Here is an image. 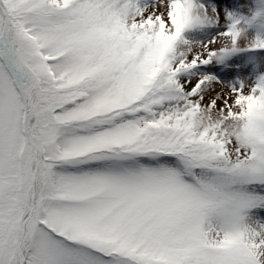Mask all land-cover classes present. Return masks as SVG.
Here are the masks:
<instances>
[{"label": "snow or ice", "instance_id": "obj_1", "mask_svg": "<svg viewBox=\"0 0 264 264\" xmlns=\"http://www.w3.org/2000/svg\"><path fill=\"white\" fill-rule=\"evenodd\" d=\"M200 22L193 0H0V264H264V77L179 82L240 43L237 20L189 60Z\"/></svg>", "mask_w": 264, "mask_h": 264}, {"label": "rangeland", "instance_id": "obj_2", "mask_svg": "<svg viewBox=\"0 0 264 264\" xmlns=\"http://www.w3.org/2000/svg\"><path fill=\"white\" fill-rule=\"evenodd\" d=\"M167 2L168 0H142V6L146 5L149 9L163 8ZM193 2L195 14L200 17L201 22L182 34L176 46L178 53H187L190 60L210 41L214 39L219 41L220 34L229 30V22L238 16L243 17L237 18L240 21L237 25L241 30L240 43L235 46V50L218 55L207 64H197L196 67L179 73L178 81L181 83L186 80L195 82L203 76L214 77L213 88L217 91L221 85L240 87L241 84H254V73L250 69L249 62L245 61L248 52H240L238 49L253 50L250 44L257 37L264 39V0H193ZM252 17L255 18L254 22L246 24L247 20ZM184 41L188 43L185 44ZM255 56L254 66L257 67V71H260L262 67L264 68V49H256ZM209 95H212L211 92ZM247 216L250 223L264 224V207L249 210Z\"/></svg>", "mask_w": 264, "mask_h": 264}, {"label": "clouds", "instance_id": "obj_3", "mask_svg": "<svg viewBox=\"0 0 264 264\" xmlns=\"http://www.w3.org/2000/svg\"><path fill=\"white\" fill-rule=\"evenodd\" d=\"M251 42V41H250ZM222 43H224L225 45H227L228 44V41H222Z\"/></svg>", "mask_w": 264, "mask_h": 264}]
</instances>
